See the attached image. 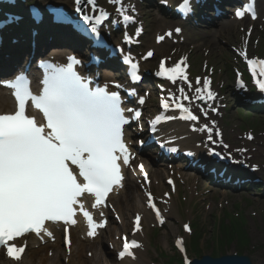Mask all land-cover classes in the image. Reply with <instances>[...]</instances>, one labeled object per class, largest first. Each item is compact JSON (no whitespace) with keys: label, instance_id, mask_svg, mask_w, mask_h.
<instances>
[{"label":"snow or ice","instance_id":"obj_1","mask_svg":"<svg viewBox=\"0 0 264 264\" xmlns=\"http://www.w3.org/2000/svg\"><path fill=\"white\" fill-rule=\"evenodd\" d=\"M75 2L77 12H83V0ZM111 2L120 3V0ZM86 3L92 6L93 12L99 11L98 17L83 16L91 25V33L99 38L98 26L108 19L109 13L98 9L96 0H86ZM181 10L191 11L190 0H185ZM246 10L256 18L254 3ZM117 11L125 23L133 20L122 4ZM33 13L39 20L35 10ZM236 15L242 18L245 11H238ZM18 19L13 17L8 22ZM158 39L162 41L164 37ZM119 51L123 54V49ZM151 55L149 52L148 56ZM70 59L71 63L66 67L54 68L45 76L40 94L31 90L30 81L23 73L6 85L14 90L17 109L11 114H0V250H5L7 257L17 264H22L25 247L9 242L31 233L38 237L42 233L51 237L53 233L46 222L62 221L66 226L75 225L77 220L74 217L79 211L87 222L88 235L94 237L97 229L103 228L105 223L94 220L81 198H94L92 208L106 206L109 194L123 186L122 166H130L133 159L124 139V125L128 120L121 107L120 94L110 93L106 87L90 88L89 82L75 70L74 66L81 61L75 57ZM124 63L130 66L131 79L136 80L138 63L133 62L131 56H125ZM182 63L172 68L161 64V73H166L173 82L178 78L187 80ZM257 63L264 65V61L248 60L254 78L257 76L254 67ZM259 75L264 76V67H261ZM255 82L264 93V82L259 79ZM197 83H200L199 79ZM210 83L205 81V86ZM115 87L120 88L121 85L116 84ZM134 94V91L130 92V95ZM181 94H184L183 89ZM184 99L188 97L184 96ZM198 99H204V96H198ZM207 99H214L211 90L207 91ZM139 103L143 104L144 100L140 99ZM29 106L42 113L43 123L28 114ZM176 107L185 113L183 119L198 121L199 118L182 103H177ZM163 108L168 109L169 104L165 102ZM140 115L139 111L135 112L136 118ZM163 118L158 117L157 120ZM212 154L221 156L217 152ZM140 170L144 172L143 165H140ZM144 176L147 180L146 172ZM148 201L149 207L164 223L150 193ZM135 230L141 231L139 215L135 219ZM179 243L183 251V242ZM139 247L136 240L129 242L125 238L119 258L133 257L132 249Z\"/></svg>","mask_w":264,"mask_h":264},{"label":"rangeland","instance_id":"obj_2","mask_svg":"<svg viewBox=\"0 0 264 264\" xmlns=\"http://www.w3.org/2000/svg\"><path fill=\"white\" fill-rule=\"evenodd\" d=\"M159 1L149 0V2L139 6V11L140 14L142 13L141 16L145 21L146 29V35L142 41L143 47L139 51V55H142V52L151 46L153 47L155 36L165 31L164 28L159 32V24L156 22L161 15L160 8L158 7ZM227 22L234 24L236 35H234V31L230 33L220 31L221 27L219 26L217 28H209L199 24L196 29L192 28L184 32L183 36L179 39V45L175 46L173 43H167L163 46L161 48V55H158L154 61L147 65L148 67L154 68L162 56H168L171 64H173L178 57L186 55L189 60L191 75L193 77L206 76L207 78H211L216 88L215 93H223L229 101L225 111L220 108L221 103L218 104L217 101L219 112L217 115H212L211 117L217 116L215 119L217 122H220V125L226 131V138L232 145L238 148L243 146L249 148L252 146L253 150H257L256 153L252 151L254 154L253 162L264 168V116L261 118L253 117L252 114L246 112L245 108L238 104V99L235 100L234 98L233 85L236 75L234 70L235 67L238 70L241 69L239 67L240 62L231 52L230 46H238L241 44V36L243 35L241 29L244 27V23H236L232 19ZM259 38L258 46H255L257 44L256 40ZM252 45L249 52L252 54L257 53L259 56L264 57V32H262V26L260 25H258ZM215 93L214 95H216ZM206 99L207 97L203 99L206 103L205 107L208 105ZM217 100L219 99L217 98ZM211 109L214 108L212 107ZM252 126L254 128H251ZM182 129V135L186 134L187 129L184 127ZM177 136L181 137V133ZM249 137L253 140L252 144H248L247 142L250 139ZM192 138L196 140L199 136L193 135ZM149 171L151 177H153V170L149 169ZM262 172L264 174V170ZM168 176H172L175 179L176 193L173 191L174 195L172 196L171 208H164L165 205H161L166 223L160 228L161 222L155 217L156 222H150L147 224V227L144 225V238L148 240L143 243L141 252L146 257L148 264H170L176 237H182L185 240L188 253H191L190 243L192 236L194 237V241H196L195 245L198 243L199 246L201 241L200 236L196 234L197 232L194 228L196 225L200 228V233L203 236L201 242L203 245L201 248L203 255L213 254L212 250L217 246V243L213 241L218 234L217 229L222 220L226 231L228 230L234 233V241H240L241 248H244L246 242L244 239L239 238L243 234L246 224L249 234L248 237L252 243L251 248L248 250H251L250 252L254 254L253 257L257 259V264H264V198L262 197V189L249 193L228 192L224 194L213 192L206 185L207 183L203 184V187L197 186L196 181L198 183L201 181L193 174H191L192 180L187 182L190 175L186 177L180 175L178 172L172 175L171 170L162 169L159 176V183L153 181L152 184L154 194L161 200H164L162 199L164 198V193L169 192V189L165 186V179ZM128 189L129 194L135 198L137 195L134 184L129 183ZM124 204L125 211H128ZM184 224H191L195 230H193V235L184 232ZM106 241L108 240L105 239ZM235 248V246L229 248L228 254L232 253ZM103 249L104 252L111 253L106 249L105 245ZM193 257L191 255V259Z\"/></svg>","mask_w":264,"mask_h":264},{"label":"bare ground","instance_id":"obj_3","mask_svg":"<svg viewBox=\"0 0 264 264\" xmlns=\"http://www.w3.org/2000/svg\"><path fill=\"white\" fill-rule=\"evenodd\" d=\"M39 2L38 4H40ZM210 7L211 4H209V11H207V15L205 16L204 13L203 21H200V23L209 28H212L214 17L211 16ZM259 8H264V0H259ZM22 15L23 20H25L27 24L30 23V17L27 18V16H25L26 14ZM228 19L229 18L227 17L225 21H227ZM156 22L159 24L158 31H161L163 28L171 25L169 23H166V21L162 17L158 18ZM29 25L30 26L28 27L30 28H28V30L22 35H11L10 37L6 38V48L9 50L4 51V53H0V77L12 74L13 71L19 68L22 62H28L27 60L29 59L31 53V41H35L37 44V48L34 53V59L37 57L41 58L43 56L45 52V46L48 45L45 35L40 28H35V26H32V24ZM220 29L222 32H230L233 30L235 31V28L232 25L226 24L225 22L222 23ZM31 33L36 34L31 35ZM50 44L53 45L52 54L55 53V57H57V59L63 58L65 52L68 50H73V48H75V50L78 51V49L80 48V46L77 45L72 47L71 41L66 35H64V37H62L59 41L53 40ZM153 46V48L157 52V55H159L161 53L160 47H157V45ZM1 79H4V77L0 78V80ZM104 80L109 81L110 78L105 77ZM13 110V100L11 99L9 94L0 89V114L12 112ZM147 166L153 170L152 174L154 181L159 183V176L161 171L155 169L152 165ZM190 180H192V178L188 179V181ZM135 193L137 196L134 198L126 189L122 191L119 196H113L111 198L122 219L121 228L114 224H111L107 232H105V235L109 236L111 245L113 243L115 244L116 242H119V235L128 230V228L130 227V218L135 216V214L139 215L143 219V224H145L146 227L147 224L153 221V216L146 210V201L142 197L140 191L136 190ZM123 203H125L124 205H126L127 210L130 213L128 211H125ZM132 233H134L135 238H137L140 243L148 240L147 238H144L145 231H143L142 229L141 231L137 232L132 231ZM31 240L33 241V243L24 254L22 264H147L146 257L142 254V252H138V257L136 254V259L133 261L126 259L118 261L114 254L104 252V239L102 236L94 241H91L86 237L85 230H82L81 228H77V230L74 231L72 247L69 249V252L64 251L63 248H61L59 245L47 249L48 245H39V243L34 238H31ZM36 246H39L38 250L34 249ZM1 264L3 263L1 262Z\"/></svg>","mask_w":264,"mask_h":264},{"label":"water","instance_id":"obj_4","mask_svg":"<svg viewBox=\"0 0 264 264\" xmlns=\"http://www.w3.org/2000/svg\"><path fill=\"white\" fill-rule=\"evenodd\" d=\"M191 264H253L247 257L227 256L220 259H212L205 256L201 260H194Z\"/></svg>","mask_w":264,"mask_h":264},{"label":"trees","instance_id":"obj_5","mask_svg":"<svg viewBox=\"0 0 264 264\" xmlns=\"http://www.w3.org/2000/svg\"><path fill=\"white\" fill-rule=\"evenodd\" d=\"M223 234L226 237L228 236V240L224 243L226 246H229L232 242H235L234 241L235 240L234 233H232L231 231H228V230L226 231V229H224ZM240 238L247 240V238L244 237V235L240 236ZM193 248H194L195 251H198V243L195 245V242H194Z\"/></svg>","mask_w":264,"mask_h":264}]
</instances>
